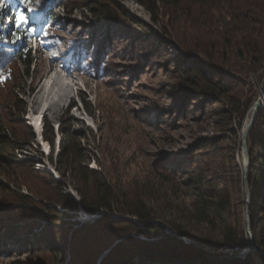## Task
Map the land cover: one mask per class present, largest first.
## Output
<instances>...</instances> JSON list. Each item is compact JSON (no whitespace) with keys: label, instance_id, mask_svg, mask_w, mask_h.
Masks as SVG:
<instances>
[{"label":"rangeland","instance_id":"374dc122","mask_svg":"<svg viewBox=\"0 0 264 264\" xmlns=\"http://www.w3.org/2000/svg\"><path fill=\"white\" fill-rule=\"evenodd\" d=\"M44 1L36 0L35 6L41 7ZM60 3L52 2V20L45 19L35 37L21 40L24 50L32 48L34 63L28 76L21 64L0 51L10 69L0 79V109L9 134L21 143L13 144L14 149L8 152L14 159L25 161L23 167L11 169L10 179L0 176V206L3 202L16 204L18 197L26 195L39 214L53 217L59 216V210L66 211L67 216H59L61 220L57 218L50 229L67 236L104 216L136 222L127 215L108 211L89 214L82 208L78 190L91 194L94 181L81 185L82 175L66 170L60 159L65 147L72 146L81 155L78 159L83 171L101 174L115 188L120 205L142 199L156 220L165 225L174 218L171 208L176 203L185 201L188 205L192 200L180 184L184 180L182 170L181 174L176 172L186 167L188 159L193 158L198 167L217 179L225 162L243 155L242 136L260 92L264 93V71L243 77L225 74L227 80L241 79L245 87L244 95L235 101L239 99V114L227 116L224 111L231 106L225 103L205 102L201 110L198 101L182 100L179 92L178 73L184 55L165 29L167 19L164 24H154L146 10L132 0L122 2L129 17L121 16L114 22L97 20L84 0H68L67 7ZM8 23L10 19L1 14L0 29ZM138 24L151 28L146 33ZM6 46L5 50L15 56L14 47ZM15 100L25 107V116L13 110ZM244 165L245 160L240 167L241 194L235 192V203L242 206L250 234L251 198ZM158 171H167L179 185V200L160 192ZM229 176L234 179L233 173ZM54 180L61 186L55 187ZM74 201L75 212L64 209ZM46 226L42 221L35 235L25 237L11 236L8 229L0 227V264H68L69 253L60 263L52 249L41 248L42 243L35 240L45 236L40 230Z\"/></svg>","mask_w":264,"mask_h":264},{"label":"trees","instance_id":"16d2710c","mask_svg":"<svg viewBox=\"0 0 264 264\" xmlns=\"http://www.w3.org/2000/svg\"><path fill=\"white\" fill-rule=\"evenodd\" d=\"M54 1L61 2L46 0L41 7H36V0H0V15L5 20L10 19V23L0 29V51L21 64L26 76L30 74L34 60L32 48L24 50L21 40L32 39L41 30L45 19L52 20L50 9ZM124 1L107 0L105 3L102 0H84V3L94 12L97 20L114 22L121 16L129 17L122 4ZM132 1L146 10L154 24H164L163 20L167 19L168 27L165 29L177 40L184 55L183 65L178 71L182 100L198 101L201 110L205 102L225 103L231 106L230 110L224 111L227 116L239 114V99L238 103L235 101L244 95L245 87L241 79L227 80L225 74L243 77L264 71V0ZM61 3L67 7L68 0ZM112 6L111 11L109 8ZM130 21L136 22L132 18ZM138 27L146 33L151 28L146 24H138ZM7 43L14 47L15 56L5 50ZM7 66L8 63L0 56V79L7 75L6 71H10ZM13 110L19 115H26L25 107H21L18 100H15ZM6 123L0 109V176L10 179L13 174L11 169L23 167L25 161L14 159V154L8 152V149H14L13 144L21 143L9 134ZM232 132L237 134L234 129ZM247 147L251 237L247 234L242 206L235 203V192L241 194L243 155L239 154V160L234 156L225 162L221 167L222 176L217 179L209 175L208 170L198 167L193 158L188 159L186 167L176 172L182 170L184 180L180 184L192 200L188 205L183 203L185 201L176 203L171 208L174 218L164 225L156 220L155 213L142 199L137 198L131 203L125 201L120 205L115 188L101 178V174L92 170L83 171L78 159L81 155L72 146H66L61 155L63 159L60 160L66 164V170L72 175H82L85 182L82 181L81 185H87L90 179L94 181L91 194L78 190L82 208L89 214L108 211L127 215L136 222L117 221L104 216L67 236L68 233L60 230L55 233L50 229L57 223V218L61 220L59 216H67L66 211L59 210V216L53 217L39 214L31 205L30 198L22 195L16 204L3 202L0 206V227L8 229L11 236L25 237L35 235L34 230L40 227L42 221L47 222L40 233H45V236L50 234L35 240L42 243L41 248L52 249V255L59 258L60 263L69 253L68 264H264V258L259 253L247 252L250 239L264 252V108L259 110L248 133ZM229 173H233L234 179H229ZM158 175L160 192L177 197L179 185L173 181L171 174L158 171ZM53 184L61 186L59 181L54 180ZM14 205H20V208L12 209ZM76 206L74 201L64 209L75 212ZM15 224L21 225L19 229ZM15 226L17 228H13ZM128 233L138 237H130ZM60 248L65 249L61 252L58 251ZM100 257L103 258L98 262Z\"/></svg>","mask_w":264,"mask_h":264},{"label":"water","instance_id":"95a60500","mask_svg":"<svg viewBox=\"0 0 264 264\" xmlns=\"http://www.w3.org/2000/svg\"><path fill=\"white\" fill-rule=\"evenodd\" d=\"M262 89H263V92H264V82L262 84ZM264 106V93L263 95L258 99V101L254 104V107H253V113H252V118L251 120L248 122V124L246 125L245 129H244V132H243V136H242V143H243V157H244V160H245V183H246V187H247V191L249 193V183L247 181V171H248V165H249V154H248V147H247V136H248V133L251 129V127L253 126L256 118H257V115H258V112L261 108H263ZM250 233V232H249ZM250 237H251V233L249 234ZM250 251H254V252H257L259 253L261 256H263L264 258V252L259 250L253 243L252 239H250V248L247 252H250ZM103 257H100L99 260H101ZM100 262V261H98ZM99 264V263H98Z\"/></svg>","mask_w":264,"mask_h":264},{"label":"bare ground","instance_id":"6f19581e","mask_svg":"<svg viewBox=\"0 0 264 264\" xmlns=\"http://www.w3.org/2000/svg\"><path fill=\"white\" fill-rule=\"evenodd\" d=\"M262 95H263V93H262V92H260V97H261ZM60 101H61V100H60ZM58 104H59V103H58ZM39 113H40V112H39ZM43 113H44V112H42V111H41V113H40V114H42V115H43ZM39 123H41V121H40ZM37 128H38V127H37ZM38 129H39V128H38ZM40 130H41V129H40ZM40 130H38V131H40ZM46 146H47V145H46Z\"/></svg>","mask_w":264,"mask_h":264}]
</instances>
